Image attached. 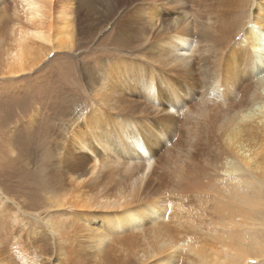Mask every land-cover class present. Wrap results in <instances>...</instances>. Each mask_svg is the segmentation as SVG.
Segmentation results:
<instances>
[{"label": "bare ground", "instance_id": "1", "mask_svg": "<svg viewBox=\"0 0 264 264\" xmlns=\"http://www.w3.org/2000/svg\"><path fill=\"white\" fill-rule=\"evenodd\" d=\"M127 1L134 0H92L90 8L83 13L79 10L81 7L79 0H0L1 83L31 75L54 53L70 54L76 50L81 36L88 35L99 23H110L117 14L114 9ZM241 1L244 2V8L247 7L243 13L240 16L235 15L236 12L232 16L228 15L227 7L237 5ZM102 2H108V5L97 6ZM180 3V0L169 2L161 0L158 3L159 11L154 8L149 12V7L142 10L138 7L139 14L134 12L136 9L128 10L127 15L123 17L124 29L120 30L121 22H115V29L123 33L136 26L138 21L134 18L139 17L144 26L145 41L150 39L148 49L154 46L156 54L151 52L152 54L147 55L149 59L147 58L144 63L116 58L111 64L102 61L100 71L92 79L93 74H87L85 79L89 86L87 93L93 106L83 114L80 125L78 122L75 124L76 121L73 120L65 122L70 126L68 130L65 129L67 131L65 134H69L67 142L62 148L59 147V154L54 151L47 155V169L51 177L43 174L41 183L37 182L36 188L53 192L48 197L51 202L49 204L57 209L52 212V218H48L49 220L43 221L30 216L43 223L49 236L44 242L49 246L44 253L45 256L48 257V254L52 253V258L57 259L65 242L67 247L73 250L78 244L76 240L81 235L89 236L88 233L93 234L94 241L90 249L100 253L101 239L107 242L117 235L126 236V233L133 229L143 234V225H149L153 226L154 241L142 250L140 255L135 253V261L129 264H177L176 260L181 255L185 256L186 264H250L252 260L264 264V235L260 232V225L264 227V0H218L216 8L224 19L220 20L223 23L220 45L212 57L209 70L212 78L207 88L200 87L196 89L197 92L194 91L195 96L201 99L200 103H203L208 100L209 95L224 100L225 92L234 95L237 89L249 87L247 99L234 107L233 114L216 128V134L213 136L214 145L216 144L219 149L220 160L213 169L211 168V180L206 185L205 192H209L210 200H205L207 198L201 195L207 203L212 202L209 206L212 218H208V221L201 219L205 215L202 213L204 209L202 206L200 207L202 212L200 209L196 211L191 208L189 220L185 222L192 234L203 229L206 232L201 233L202 235L196 234L201 236L199 240L198 236H195L193 240L189 238L174 241L165 235L167 223L162 222L169 218L168 215L170 216L174 209L168 195L166 198L164 196L160 198L155 194L152 199L139 203L138 200L136 203L132 200L143 191L154 167L150 156L155 152L152 149L150 152L146 148L144 135L139 127L143 129L147 126L155 132L165 133L164 129L170 130V123L165 118L150 120L144 114H142L144 117H140L137 113L138 107L133 106L132 100L129 99L137 94L141 101L151 103L152 107L150 104L148 107L155 111H158L159 106L163 108L164 101L174 110L175 105L181 108L185 105L184 109L187 107L186 83L195 71L193 65L197 64L196 60L190 58L197 50L198 38H203L204 33L197 28L199 22L195 15L191 18L188 13L182 14ZM91 9L92 14L88 16ZM127 42L130 43V40ZM153 62H156V66ZM153 66L156 69L159 67V70H156L159 72L157 75ZM30 84V90L28 87L26 91L16 90L8 100L10 102L19 95L16 98L18 102L24 103L23 99L27 97L30 103L23 107L16 105L18 110H22L21 118L25 120L12 136L6 138V135H2L0 138L2 148H6V152L12 156L19 154L15 142L22 135L26 138L30 135L31 141L39 140V144L45 142L42 137L49 141L52 139L51 134L61 135L58 129L59 132L55 129L54 132L43 135L41 132L39 135L32 133L31 125L35 123L37 116H40L41 105L44 103L42 95L46 91L35 92L33 85L36 84L33 81ZM181 87L184 89L180 91ZM120 98L124 100L123 104L125 103L127 108L123 106ZM9 104L3 107L0 105V109L4 111L3 114L0 113V127L13 116L6 114L12 109ZM24 123L27 125L24 126ZM60 137L62 138V135ZM55 142L57 143L56 140ZM119 156L132 161L127 163L120 160ZM131 156H134V159ZM53 157L57 159V166L63 167L62 171L65 172L71 192L61 194L55 192L56 184L59 183L57 181L62 179L58 173L57 175L52 173L56 168L50 166L54 165ZM135 159H140L141 162L134 161ZM112 165H122V171L128 173L129 179L126 181L130 183L129 193H122L119 190L116 193H108L103 188L101 193H96L95 201L90 196L91 191L104 181L106 173L110 171L106 169H111ZM202 175L194 178L192 187L186 182L185 186L180 187L182 191L189 192L191 188L194 189L199 180L204 182L198 178H202ZM199 192L203 193L202 190ZM197 194L199 196H196L202 198L199 193ZM6 200L2 198V204H6ZM197 200L200 202V199ZM181 203L177 206L185 210ZM79 209L88 211L81 212ZM91 209L95 210L90 211ZM0 210L4 211L5 208ZM21 212L24 215L28 213L23 210ZM17 219L18 214L14 220ZM55 235L58 236V240Z\"/></svg>", "mask_w": 264, "mask_h": 264}, {"label": "rangeland", "instance_id": "2", "mask_svg": "<svg viewBox=\"0 0 264 264\" xmlns=\"http://www.w3.org/2000/svg\"><path fill=\"white\" fill-rule=\"evenodd\" d=\"M79 1L81 6L79 7V10L83 13H85V10L90 8V5H92V0ZM141 1H127L124 3V5L115 8L114 10L117 11V14L113 17L110 23H99L96 29L93 31L90 30L88 35L81 36L76 50H73L70 54L54 53L50 55L46 59V62L41 64L32 73L33 75L31 74L27 77L17 78L14 80L15 82L7 81L5 82L6 84L1 83L0 80V88H2V90H0V105L3 107L4 105L10 103L9 106L12 109L6 114H13L9 121L5 124H2V127H0V138L2 135H6V138L12 136L18 130L17 127L21 126L22 121L25 120V118H21L23 117V114L20 112L22 110H18L16 105H20L21 107L28 105L30 104L28 102L29 99L24 97V103H20L16 99L18 98V95L14 97L13 100L11 99V101L15 102L14 104L11 103V101L8 102V100H10L13 92L16 90L21 91L22 89H25L26 91L27 87L28 90H30L29 87L32 81L36 84V86L33 85L35 92L46 91V93L42 95L44 103L41 105V112H39L40 116H37L35 123L31 125L32 133H38L39 135L41 132L43 135L49 132H54L55 129H58L62 135L61 138V135L57 136L58 134L53 133L50 135V138L52 139H49V141L42 137V139L45 141L42 144L38 143L39 140L38 142L31 141L30 135L27 136L28 140L26 136L22 135L15 142V145H17L16 147L19 151V154L16 156H12L10 153H7L6 148H2L3 146L0 143V209L5 208L4 211L0 210V264H129L131 261H135V253L136 255H140L141 251L146 249L149 244L154 241L152 233L153 226L143 225V234L142 232L138 233L133 229L132 231L127 232L126 236L125 234L123 236H115L117 239L112 237L107 242L101 239L99 243L102 246H100L101 250L99 253L93 252L90 249L94 241L92 239L93 234L88 233L90 234L89 236L81 235L76 240V243L78 242V244L74 246L73 250L69 249L65 242L63 245L64 248L62 250L63 252L61 251L59 253L60 256L57 259L52 258V253L48 254V258L44 255L45 251L49 248L48 244L44 243L46 239H49V236L45 232V226H43L42 222L30 217L34 216L45 221L52 218V212L57 211V209L53 208L52 204H49L51 202L49 200L50 198L48 199V197L53 194V192L43 190V188L40 189L39 187L36 188L37 182L39 181L38 184L41 183V177H43V174L44 176L51 177V174L48 173L49 170L47 169V155L54 151L59 154V149L62 148L63 144L67 142L69 134L65 133L70 126L66 123L70 120H73L76 121L75 124L78 122V125H80L83 114L93 106V103L87 93L89 89L87 80H85L87 74H93L91 77L92 79L100 71L102 61H106L108 64H111L115 58L116 60L123 59L124 61H129L131 59L135 63H144L147 58L149 59L147 55H150L155 51L154 46H152L150 50L148 49V47H150V39L148 38L149 40L147 39V41H145V34L143 33L144 26L142 24V20L139 17L136 16L137 18H134V20L138 21L136 26L127 29L123 33H119L120 30L124 29L123 26H125V21H123V17L127 15L126 13L129 12L128 10L136 9L134 12L137 13L140 12V9H137L138 7H140L141 10L145 7H149V12L153 11L154 8L158 9V11L160 10L158 3H160L161 0ZM169 1L170 0H166V2ZM180 1V9L182 14L188 13L191 15V18L192 15H195L199 22L197 28L204 33L203 38H198L197 50L195 54L191 55L190 58L191 60H196L197 64L193 65L195 71L192 73L186 83V91L188 90L187 98L185 99L187 102L186 109H184L185 105L182 106V108L179 105H175V110L171 109L173 107L169 108V105H167L166 101H164L163 108L162 106H159L158 111H155L153 108L148 107L149 104L151 106V103L141 101L138 99L139 96L137 94L132 97V99H129V101L132 100L133 106L138 107L137 113L140 115V117H144L142 116V114H144L147 119L150 120L165 118L168 123H170V130L169 128L168 130L164 129L165 133H163V131L159 133L155 132V130L147 128V126L144 127L145 129L139 127V130L143 132V140L147 146L146 148L149 151L152 149L153 152H155V154L152 156L148 154L151 157V160L154 162V167L152 170L153 172H151L152 176L150 175L151 177H148L147 185L137 197L134 192L136 198H132V200L135 203L138 200L137 203H139V201H148L152 199L155 197V194H158L157 196L160 198H164L165 196L167 197L168 195L170 197L169 199L172 200L173 208L175 210H179L175 211L173 209L171 212L173 216L172 214H170V216L168 215L169 218L162 222L164 224L167 223L166 226L168 229H166L165 235L171 237L174 241H180L181 239L184 240L189 238L193 240L195 236H198L197 240H199L201 239V236L199 237V235L196 234H204L206 232L205 229H203L200 232H195L194 235L188 230L187 223L185 222H188L189 220L188 216H190L191 208L199 211L200 207L202 206L204 209L202 212L201 208L200 212L204 213L206 216H202L201 214V219L203 221H208L212 218L211 207L209 208V206L212 205V202L210 201L211 203L209 202V204L204 201V199L207 198L205 200H210L209 192H205L207 191L206 185H208L207 183H209L211 180V168L213 169L214 165L220 160L218 156L219 149L217 146H215L216 144L214 145L213 136L216 134V128L233 114L234 107L247 99V93L249 90V87L246 86L243 89H237L236 92L234 91V95L225 92L224 100L216 99L214 96L209 95L208 100L200 103L201 99L195 96L194 91L197 92L196 89L200 87L207 88L210 84L212 76L209 70L212 65V57L216 54L215 52H217V49L220 45L222 30L221 25L223 24L220 20L224 19V17L221 16L219 10L216 8L218 6V0ZM137 3L139 6H137ZM142 3L144 4L143 6ZM106 5H108V2H102L97 6L104 7ZM243 8L244 2L241 1L238 2L237 5L227 7V13L228 15L232 16L233 13L236 12L235 15L240 16L247 7L244 9ZM91 14L92 9L89 11L88 16ZM168 14L171 15L170 13ZM115 22H121L122 24L119 31H117V28L115 29ZM111 28H113V30ZM128 40H130V43L127 42ZM116 42L117 44L120 43L121 45L119 44L118 46ZM155 52L153 54H156ZM125 55H127V57ZM187 55L189 54L187 53ZM153 63L154 66H156V62ZM154 66V71L159 70V67L156 69ZM158 73L159 72L156 71L155 74L157 75ZM176 86L180 87L179 84H176ZM183 89L184 88L181 87L180 91ZM47 95H49L48 98ZM119 100L122 101V98ZM123 102L124 100L122 101V104ZM153 103H155V106L157 107L156 101ZM124 104L123 106L127 108V105ZM3 112L4 111L0 109V113L3 114ZM72 115L73 117H71ZM64 118L67 120H64ZM58 119L59 121H63V123L59 122ZM17 121H19V123H17ZM25 124L27 125V123H24L23 125L26 126ZM54 124L55 126H53ZM166 136H168L170 140ZM131 157L134 159V156ZM119 159L127 163L132 161L131 159H123L121 156H119ZM134 161L141 162L140 159H135ZM52 162L54 165L50 166H54V168L56 166L55 171L53 170L54 172L52 173L55 175L58 173V176L62 179V181H57V183L59 182L56 184L57 187H55V190L57 191H54L58 194H61V192H71V186L66 181L67 179L65 172H63L64 170L62 171L63 167L61 165L57 166V159L55 157H53ZM44 168L46 171H44ZM121 168L122 165H112L111 169H106V171L110 170L111 172L109 171L106 173V178L104 181L91 191L90 196L95 201L97 200L96 193H101L103 188H105L108 193H116L117 190L121 191L122 193H129L130 183L126 181V179H129L127 176L128 173L122 171ZM198 173L200 176L203 174L202 178H205V180H209H206V182L204 179L198 177L204 182L199 180L200 182H197L198 184L197 186H194V189L191 188L189 192H183L180 187L185 186L186 182H189V185L192 187L194 178L199 176L197 175ZM199 183L201 184L199 185ZM196 188L201 189L197 190ZM201 190L203 193L199 192ZM193 191L199 193L200 197L203 196L205 198H199V195ZM56 193L55 195H57ZM2 198L7 199L5 201L6 204H2ZM196 199H200V202H198V200L196 201ZM201 199L203 201H201ZM180 203L185 206V210H181L177 206ZM51 205L52 207H50ZM52 208L54 210H52ZM22 210L28 213L24 215L21 212ZM79 210L81 212L88 211L87 209ZM94 210L95 209H91L90 211ZM185 211H187L189 214L187 212L186 214ZM17 214L18 219L14 220ZM179 220L182 221V223ZM174 222H179V224ZM203 226H205L204 223ZM260 232L262 235H264V227L261 225ZM56 238L58 240V236ZM207 243H209V241ZM67 248L70 250V252L66 250ZM85 249L87 251H85ZM186 262L187 260L184 255H181V257L179 256L176 260L177 264H186ZM257 263L258 260H252L250 264Z\"/></svg>", "mask_w": 264, "mask_h": 264}]
</instances>
